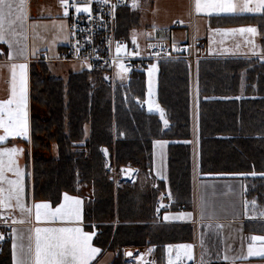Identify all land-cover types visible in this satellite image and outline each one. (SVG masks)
I'll list each match as a JSON object with an SVG mask.
<instances>
[{
	"label": "trees",
	"instance_id": "1",
	"mask_svg": "<svg viewBox=\"0 0 264 264\" xmlns=\"http://www.w3.org/2000/svg\"><path fill=\"white\" fill-rule=\"evenodd\" d=\"M138 19L134 15L135 27ZM216 19L219 26L231 27L253 24L260 18ZM128 27L123 30L119 26L118 37L128 40ZM215 61L219 67L205 60H198L195 65L198 171L264 173V63L254 59ZM157 63V100L165 113L166 127L157 114L148 113L143 106L144 70L133 73L127 84L117 85L111 91L102 81L100 71L74 73L65 82L50 73L44 62L32 63L29 68L30 141L26 142V157L28 172L31 166L32 173L26 182L27 192L31 187L33 200L49 201L55 206L64 193L82 195L77 189L79 185L93 188L94 198L86 204L88 222L119 223L114 230L111 225L101 226L100 244L118 252L112 264H127L122 252L126 246L138 250L156 245L158 257L161 246L184 241L186 232L136 224L141 222L140 212L144 219H149L146 221H153L152 203L145 200L142 206L125 187L112 191L102 168L101 147L109 150L111 163L116 167L149 168L152 143L170 141L167 186L178 207L193 208L191 70L182 60ZM228 64H232L231 70H226ZM225 70L234 83L243 81L241 101L217 99L229 95L223 89H215L217 82L225 81L226 77L221 75ZM107 71L110 72L109 68ZM91 77H95L96 83H90ZM243 181L245 196L263 205L264 177ZM158 260L162 263L159 257ZM0 264H9L6 248L0 255Z\"/></svg>",
	"mask_w": 264,
	"mask_h": 264
},
{
	"label": "crops",
	"instance_id": "2",
	"mask_svg": "<svg viewBox=\"0 0 264 264\" xmlns=\"http://www.w3.org/2000/svg\"><path fill=\"white\" fill-rule=\"evenodd\" d=\"M125 1L128 6L118 11L117 24L123 30L131 24L127 29L128 40L142 53L147 52L148 44L155 41H166L177 44L188 42L192 31L194 38L203 41L205 46L199 52L200 58L198 60L212 61L218 67L219 64L215 60L236 61L254 59L260 64L264 63V11H237L236 13H213L209 15L206 12L197 13L195 11V0H192L189 9L187 7V0ZM11 2L15 9L19 0H11ZM134 15L139 17L137 27L132 25L133 22L135 23ZM23 16L24 18L22 20L16 21L12 25L5 24L3 30L4 39L0 40V103L7 101L11 96L12 65L18 66L20 64H26L29 118V140L27 142H29V68L32 63L44 62L54 76L63 80L67 78L66 74L68 69L60 68L61 65L59 64L64 63L57 62L56 59L68 44V20L64 15L61 0H23ZM239 16H253L260 19L253 24H242L231 27L219 26V22L216 19ZM190 18L192 19V30L187 25ZM176 20L182 21L185 25L179 29L174 28L173 24ZM241 28H255L256 32L253 34L232 31ZM154 62L148 63V65ZM195 65L193 70L190 67V72L192 78L193 138L196 143L197 105ZM228 65L226 70H231L232 64ZM156 68L158 74V65ZM226 70L225 73H221L222 76L226 77L224 79L225 81L222 84L217 82L215 89H223L229 95L227 97H218L217 99L241 101L244 99L243 90L245 85L242 80L239 83H234V81L230 80L227 74L229 76L231 74ZM15 71L19 74L18 67ZM157 91L158 77L156 86V101L158 103ZM144 106L148 113L157 114L163 126H165L164 121L167 119L159 103L158 106L151 104L150 107V105H147L146 99L144 100ZM161 110L163 111V117L161 116ZM0 135H4L3 129H0ZM15 139L22 138L8 137L6 141L0 142V147L6 144L8 140L12 141ZM161 142L163 143L162 147ZM169 142L166 140H155L153 142L152 161L151 167L149 168L151 176L154 178L153 180L161 182L165 186H167V146ZM27 176H30L29 172ZM251 177H264V173L201 174L198 171L195 160L192 172L195 199L193 197L192 210H184L179 213L173 209L165 213L157 221L151 205V218L153 217L151 220L153 221H146L149 219H144V215L140 212L141 222L136 223L140 225L150 224L159 228H169L174 231L176 229L178 231H185L186 236L182 239L184 241L167 243L161 246L158 257L162 263H157L159 260L156 256V245L145 246L142 249H138L137 252H145L151 249L155 261L153 264H169L170 260L174 264L182 260L186 264H192L196 256L200 264H264V257L248 255L249 245H252L256 249L264 247V242L253 241L251 239L253 236H264V210H261L263 206L254 200H249L245 196V183L243 179ZM1 187H3V184H1ZM64 194L60 202L54 206L49 201L33 200L30 187L29 192H27V188L24 191L23 202L26 209H32L31 213L26 210L21 211L20 208L16 209V206H12L14 214L12 216L11 214H6V208H0V233L8 234L7 241L0 242V255L6 248L9 254V264H31L28 249L29 246L34 248V229L36 227L75 226L71 222H62L59 220L55 222H37L35 220V209L33 208L35 203L47 202L55 209L64 202ZM68 195L81 200L82 226L85 231L95 233L92 245L99 248L100 252L94 257L91 264H112L118 252L117 250L109 249V246H102L100 244L101 226L111 225L114 230L119 223L88 222L86 219V204L89 200L85 199L86 196L83 194ZM165 216L168 219H165ZM132 224L130 223V225ZM14 243L16 245L15 249L13 248ZM3 244H6V246H3ZM179 245H192V260H188L184 256L183 250L177 247ZM127 250H134V248L128 246L123 247L124 261L127 264H136L134 261L129 260L132 256L129 258L124 256ZM178 254L181 257L180 260H176Z\"/></svg>",
	"mask_w": 264,
	"mask_h": 264
},
{
	"label": "snow or ice",
	"instance_id": "3",
	"mask_svg": "<svg viewBox=\"0 0 264 264\" xmlns=\"http://www.w3.org/2000/svg\"><path fill=\"white\" fill-rule=\"evenodd\" d=\"M97 2L106 4L108 0H97ZM61 6L65 9V16L68 15V8H75L77 13H91L92 11L88 0H73L71 3L69 0H61ZM195 11L197 13L206 12L209 15L213 13H236L237 11L260 12L264 11V0H195ZM23 18V0H19L15 9L11 0H0V40L4 39L3 30L6 23L12 25ZM232 31L255 34L256 29L241 28ZM120 50L121 48L118 45L117 52H120ZM17 67L19 68V74L15 71ZM121 68L123 69V65H121ZM12 69L11 96L7 101L0 103V129H3L4 132V135H0V142L6 141L8 137H21L26 141L29 140L27 65H12ZM124 70L126 71V69ZM153 71H155L154 66L150 70L149 75ZM149 104L151 107V102ZM161 116L163 117L162 110ZM164 124L167 126V120L164 121ZM162 146L163 143L161 142ZM23 152L24 149L16 147L0 150V183L6 182L9 185L7 190L0 187V208H10L12 206L11 202L14 200L16 207L20 208L21 211L26 210L31 213L32 209H26L23 202L25 191L23 183L24 171L18 166L15 159ZM5 157H7V160H5ZM6 171L14 173L16 179L8 180L5 176ZM81 204L80 199L65 193L64 202L55 209L47 202L33 205L37 222H55L59 220L71 222L75 226L36 227L34 229V248L29 246L28 249L31 264H91L100 249L92 245L95 233L85 231L82 226ZM161 207L166 206L161 205ZM157 211L159 212V209ZM165 219H168V217L165 216ZM2 238L0 236V239ZM251 239L264 242V236H253ZM177 247L183 250V254L188 260L193 259L192 245H179ZM13 248H16L15 243ZM126 255L132 256L133 254L126 253ZM248 255L264 257V247L256 249L249 245ZM180 259L181 257L178 254L176 260ZM169 264H174V262L170 260Z\"/></svg>",
	"mask_w": 264,
	"mask_h": 264
},
{
	"label": "built area",
	"instance_id": "4",
	"mask_svg": "<svg viewBox=\"0 0 264 264\" xmlns=\"http://www.w3.org/2000/svg\"><path fill=\"white\" fill-rule=\"evenodd\" d=\"M73 2V0H69ZM92 9L91 13H77L75 8H68V44L56 59L61 63H81L90 67L109 66L122 64L129 77L136 72L144 70L150 62L182 60L189 64L193 70L196 61L200 58L199 52L204 49V42L196 40L191 31L190 39L185 43H170L155 41L148 44L147 52L142 53L129 40L118 37L117 13L128 6L125 0H108V3H98L97 0H88ZM63 11L65 9L62 7ZM185 23L176 20L174 28H181ZM192 30V19L187 22ZM120 52H117V46ZM129 169V170H128ZM137 168L124 167L120 181L135 183L138 179ZM165 205L166 207H161ZM154 217L157 221L170 210L183 212L184 209L175 206L172 196L164 191L158 194L154 201ZM159 209V212L157 211ZM3 238L0 242L8 239L6 233H0ZM129 260L136 264H153V251L137 252ZM177 264H186L183 260ZM192 264H200L197 256Z\"/></svg>",
	"mask_w": 264,
	"mask_h": 264
},
{
	"label": "rangeland",
	"instance_id": "5",
	"mask_svg": "<svg viewBox=\"0 0 264 264\" xmlns=\"http://www.w3.org/2000/svg\"><path fill=\"white\" fill-rule=\"evenodd\" d=\"M187 1H188L187 7L189 9L192 0H187ZM59 65H61L60 68L68 69L67 74H66L67 78L65 79V82L68 81L70 75L74 74V73L86 72V74H88L90 72L100 71L103 73L102 78H101L102 81L105 82L109 86L111 91H113L115 86L127 84L128 80H129V75H128L127 71L124 70L125 69L124 67L122 69L121 68L122 64H119V63L114 64L113 67H109V66L90 67L88 64H81V63H75V64L64 63V64H59ZM153 66L155 67V71H153L151 73V75H149V72L153 68ZM156 66H157L156 62L147 65L146 68L144 69V73H145V81H146V85H147V92H146L147 105H150L149 102H151V104H156L158 106V103L156 101V86H157V77H158ZM104 68H106V69H104ZM108 68H109L110 72L107 71ZM191 80H192V78H191ZM89 81L91 84L96 83L95 77H91L89 79ZM27 87H28V77H27ZM144 108H145V106H144ZM85 130L86 131L89 130L88 127H86ZM87 135H88V132H87ZM27 141L23 138L22 139H15L12 141L8 140L6 144H4L0 147V150H3L4 148H13V147H16L19 149H24V152L22 154L15 157L18 166L24 171V178H23L24 189L27 188L26 182L28 179V176H27L28 175V169H27L28 167H27V157H26V152H27V148H28L27 144H26ZM169 143H168V145H169ZM56 151H57V149L55 147L54 152L56 153ZM151 152H152V146H151ZM99 153L103 157V167L102 168L104 171H106V176H107L108 182H110L112 184L111 187H112L113 192H116L117 189L125 187L131 191L130 194L135 195V198L138 200L139 204L144 206L143 204L146 203L145 202V200H146L147 202L152 203L153 208H154V201H155L156 197L158 196V194H160L161 192H164V191H167L171 194V189L168 186H165V185L161 184V182H156L153 180L154 178H152L151 173H150V169H149L151 167V165L149 168H145L144 166H142V167L137 166L136 167L133 165L116 167L115 165H113L111 163L110 152L106 147H101L99 149ZM194 155H195V160H196V164L198 167V153H197V150L195 147V140L193 139V165L195 162ZM5 160H7V157H5ZM124 167L137 168L139 174H138V179L135 183L120 181L121 180L120 175H121V172H122ZM29 173H30V177H31V173H32L31 166L29 167ZM5 176L8 180L16 179L14 173H12V172L6 171ZM1 184H3L4 189L7 190L9 188V185L6 182L0 183V187H1ZM77 189L81 190L80 193L82 192V194L87 197V198L85 197V199H87L89 201L93 200V198H94L93 197V195H94L93 194V188L83 184V186L79 185L77 187ZM193 197L195 199L194 193L192 195L191 200H193ZM172 199H173V197H172ZM11 204H12V206H16V202L14 200L11 202ZM12 206L10 208H6V210H7L6 214L7 215L8 214H11L12 216L14 215L13 211H12L13 210ZM175 206H178V205L175 204ZM255 206L257 207V205H255ZM262 206H263V208H261L260 206L259 207L261 208V210H264V204ZM16 209H18V207H16Z\"/></svg>",
	"mask_w": 264,
	"mask_h": 264
},
{
	"label": "water",
	"instance_id": "6",
	"mask_svg": "<svg viewBox=\"0 0 264 264\" xmlns=\"http://www.w3.org/2000/svg\"><path fill=\"white\" fill-rule=\"evenodd\" d=\"M138 250H127L126 252H125V254H124V256L126 257V258H129V257H131V256H128V255H126V253H132V254H134V253H136ZM133 256V255H132Z\"/></svg>",
	"mask_w": 264,
	"mask_h": 264
}]
</instances>
